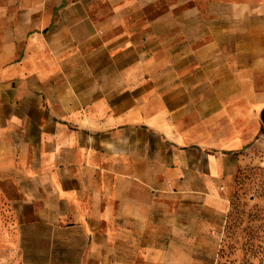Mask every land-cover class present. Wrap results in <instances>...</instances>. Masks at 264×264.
<instances>
[{
  "label": "crops",
  "instance_id": "1",
  "mask_svg": "<svg viewBox=\"0 0 264 264\" xmlns=\"http://www.w3.org/2000/svg\"><path fill=\"white\" fill-rule=\"evenodd\" d=\"M263 109L264 0H0L16 264H215Z\"/></svg>",
  "mask_w": 264,
  "mask_h": 264
},
{
  "label": "rangeland",
  "instance_id": "2",
  "mask_svg": "<svg viewBox=\"0 0 264 264\" xmlns=\"http://www.w3.org/2000/svg\"><path fill=\"white\" fill-rule=\"evenodd\" d=\"M229 186L231 209L215 264H264V160L250 159ZM8 205L0 198V264L18 262L16 225Z\"/></svg>",
  "mask_w": 264,
  "mask_h": 264
},
{
  "label": "water",
  "instance_id": "3",
  "mask_svg": "<svg viewBox=\"0 0 264 264\" xmlns=\"http://www.w3.org/2000/svg\"><path fill=\"white\" fill-rule=\"evenodd\" d=\"M261 120H262V122H263V124H264V109H263L262 112H261Z\"/></svg>",
  "mask_w": 264,
  "mask_h": 264
}]
</instances>
